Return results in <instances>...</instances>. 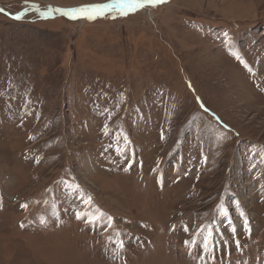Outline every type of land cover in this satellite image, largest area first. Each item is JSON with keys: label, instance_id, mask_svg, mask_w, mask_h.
I'll return each mask as SVG.
<instances>
[{"label": "rangeland", "instance_id": "374dc122", "mask_svg": "<svg viewBox=\"0 0 264 264\" xmlns=\"http://www.w3.org/2000/svg\"><path fill=\"white\" fill-rule=\"evenodd\" d=\"M111 2L0 0V264H264V0Z\"/></svg>", "mask_w": 264, "mask_h": 264}, {"label": "snow or ice", "instance_id": "6c2138e0", "mask_svg": "<svg viewBox=\"0 0 264 264\" xmlns=\"http://www.w3.org/2000/svg\"><path fill=\"white\" fill-rule=\"evenodd\" d=\"M168 0H112V3L109 4H102V5H82L79 7H75L72 9H52L50 8L48 13H41V16H44L47 18L48 15H50L53 12L60 13L61 15L72 19H87V20H94L97 17H103L104 16V10L105 9H118L120 11L121 16H126L128 14V11H135L138 9H142L145 6V3L149 6H159L161 4L167 3ZM128 10V11H125ZM16 19H20L21 17L17 15L15 17ZM203 107V105H202ZM124 171H128V168H125ZM78 187V186H77ZM87 202H91V197H88ZM21 207H27L26 205H21ZM241 216H243V213H241ZM76 218L79 220L81 219L79 213H77ZM111 219V218H109ZM42 224L44 223V220L41 219L40 221ZM23 227V225H21ZM244 228L246 232H250V228L248 226V221L244 220ZM187 231V229H185ZM207 235L203 237V242L200 245V247L203 248L204 252L207 253L209 256L211 253L209 252V246L210 243H213L214 237L212 236V230L206 229ZM233 232H235V229H233ZM189 244V241H185V245L187 246ZM120 247L122 248L123 245L121 244ZM237 248H239V242H237ZM189 255H191V250L189 251ZM200 260H204V256L201 255Z\"/></svg>", "mask_w": 264, "mask_h": 264}, {"label": "water", "instance_id": "95a60500", "mask_svg": "<svg viewBox=\"0 0 264 264\" xmlns=\"http://www.w3.org/2000/svg\"><path fill=\"white\" fill-rule=\"evenodd\" d=\"M112 3V2H111ZM106 4H109V3H106ZM146 6H149V5H147L146 3H145V6L144 7H146ZM67 10V9H66ZM48 11H49V9H48ZM37 13H40V12H37ZM48 13V12H47ZM53 13H56V12H53ZM57 14H60V13H57ZM11 18H15L14 16L13 17H11Z\"/></svg>", "mask_w": 264, "mask_h": 264}, {"label": "bare ground", "instance_id": "6f19581e", "mask_svg": "<svg viewBox=\"0 0 264 264\" xmlns=\"http://www.w3.org/2000/svg\"><path fill=\"white\" fill-rule=\"evenodd\" d=\"M53 9V8H52Z\"/></svg>", "mask_w": 264, "mask_h": 264}]
</instances>
